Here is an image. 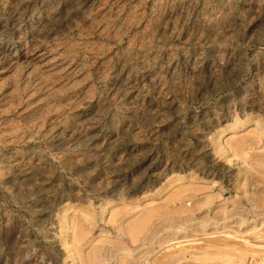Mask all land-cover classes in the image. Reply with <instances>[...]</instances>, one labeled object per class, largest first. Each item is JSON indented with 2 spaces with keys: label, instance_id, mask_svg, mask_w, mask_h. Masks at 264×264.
I'll return each instance as SVG.
<instances>
[{
  "label": "rangeland",
  "instance_id": "rangeland-1",
  "mask_svg": "<svg viewBox=\"0 0 264 264\" xmlns=\"http://www.w3.org/2000/svg\"><path fill=\"white\" fill-rule=\"evenodd\" d=\"M126 262L264 264V0H0V264Z\"/></svg>",
  "mask_w": 264,
  "mask_h": 264
},
{
  "label": "bare ground",
  "instance_id": "bare-ground-1",
  "mask_svg": "<svg viewBox=\"0 0 264 264\" xmlns=\"http://www.w3.org/2000/svg\"><path fill=\"white\" fill-rule=\"evenodd\" d=\"M250 199H251V198H250ZM196 205L198 206L199 204H196ZM196 205H194L193 207H195ZM197 206H196V207H197ZM197 208H198V207H197ZM201 208H202V207H201ZM194 209H196V208H194ZM198 210H199V209H198ZM200 210H201V209H200ZM190 211H191V210H190ZM192 211H193V210H192ZM186 213H188V211H186ZM189 214H190V213H189ZM194 214H195V213H194ZM190 215H191V214H190ZM185 216H187V214H186ZM193 216H194V215H193ZM181 217H182V216H179V218H181ZM187 217H188V216H187ZM194 217H195V216H194ZM183 219H184V218H183ZM189 219H190V218H189ZM195 219H196V218H195ZM195 219H194V220H195ZM184 220H186V218H185ZM194 220H193V221H194ZM186 221H187V220H186ZM188 221H189V220H188ZM195 223H196V222H195ZM195 223H194V224H195ZM216 224H219V223H216ZM224 225H225V223H224ZM224 225H221V226L224 227ZM185 226H187V225H185ZM189 226H190V225H189ZM208 226H209V225H208ZM216 226H218V225H216ZM225 226H226V225H225ZM210 227H211V226H210ZM222 227H221V228H222ZM188 228H189V227H188ZM214 228H215V227H214ZM224 228H225V227H224ZM181 229H182V228H181ZM184 229H186L187 231H186V232H182V233H180V232H175L176 235H179L178 238H179V239L182 238L183 241H184V239H183L184 237H185V238H188V236H189L188 229H187V228H184ZM184 229H183V230H184ZM183 230H182V231H183ZM190 235H191V234H190ZM182 240H181V241H182ZM129 241H130V240H129ZM129 241H128V242H129ZM187 241H189V240L187 239ZM137 248H138V247H137ZM135 249H136V248H135ZM133 250H134V249H133ZM181 255H182V256L178 257L179 260H181V259H186V258H187L186 253H182ZM192 257H193V256H192ZM164 258H165V257H164ZM175 258H176V257H175ZM178 258H176V259H178ZM179 260H178V261H179ZM227 260H229V259H227ZM162 262H165V259H164ZM127 263H128V262H126V264H127Z\"/></svg>",
  "mask_w": 264,
  "mask_h": 264
}]
</instances>
